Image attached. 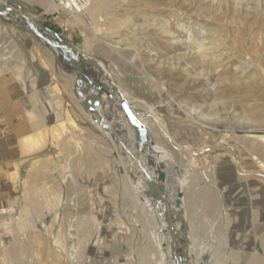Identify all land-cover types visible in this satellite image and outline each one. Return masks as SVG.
Returning <instances> with one entry per match:
<instances>
[{
  "label": "rangeland",
  "instance_id": "374dc122",
  "mask_svg": "<svg viewBox=\"0 0 264 264\" xmlns=\"http://www.w3.org/2000/svg\"><path fill=\"white\" fill-rule=\"evenodd\" d=\"M10 1L96 56L120 90L155 108L153 139L181 174L189 236L202 255L215 264H264V203L253 196L264 188V148L249 140L264 137V0H93L81 15L49 11L48 0ZM4 21L0 76L23 85L27 129L15 137L18 160L0 152V187L7 184L12 198L0 205V264H162L172 255L162 248L169 235L163 227L160 238L156 205L142 200L153 193L132 156L146 152L138 127L95 70L111 92L101 99L102 129L79 105L74 73L34 34ZM5 135L0 130V144Z\"/></svg>",
  "mask_w": 264,
  "mask_h": 264
},
{
  "label": "water",
  "instance_id": "95a60500",
  "mask_svg": "<svg viewBox=\"0 0 264 264\" xmlns=\"http://www.w3.org/2000/svg\"><path fill=\"white\" fill-rule=\"evenodd\" d=\"M11 2V4H7ZM5 3L0 1V16L6 18L4 23H10L22 30L31 32L40 40L56 58L58 65L66 72H72L75 75L73 87L76 95L80 98L79 105L88 114H90L92 120L100 125L104 130H108V124L104 117L98 111V106L101 104L103 93L108 94V87L103 82H100L97 77L92 76V71H100L101 74L112 84V91L117 90V86L112 82L110 77L101 68L98 58L92 54L84 52L68 38L61 36L57 31L51 29L47 25L38 22L32 15L22 12L16 3L8 0ZM120 94V93H119ZM120 96H122L120 94ZM121 109L125 112L126 116L138 127L139 134L142 139L145 138V132L143 125L138 121V118L130 109V106L125 101L121 100ZM114 138V134L111 133ZM142 148H137L134 158L137 161L138 166L142 170V173L147 177L146 183L152 186L153 201L156 208H159L165 202V193L159 183L152 180L147 176L145 169L139 159V152ZM166 178V174L163 170H157V181L163 182ZM178 197L181 193L178 192ZM177 197V198H178ZM176 198V203L178 200ZM173 214V210L169 211ZM158 215L162 216L168 226L170 233L169 246L172 253V258L176 260L177 264H187V238L186 228L183 224V218L177 214L174 217L168 214V211L163 208L158 211ZM179 219L182 222L181 230L178 231L174 226V220Z\"/></svg>",
  "mask_w": 264,
  "mask_h": 264
},
{
  "label": "bare ground",
  "instance_id": "6f19581e",
  "mask_svg": "<svg viewBox=\"0 0 264 264\" xmlns=\"http://www.w3.org/2000/svg\"><path fill=\"white\" fill-rule=\"evenodd\" d=\"M56 6L50 1L48 0L47 1V10L49 11H52L53 9H55ZM101 68H103V70L106 72V74L110 77V79L112 80V82L117 86V84L114 82V79L112 78V76L110 75L109 73V70L107 69V67L105 66V64L101 61V60H98ZM99 72V78H103L104 81L110 86V88L112 89V84L111 82H109L102 74L100 71ZM104 83V84H106ZM106 84V85H107ZM107 85V87H108ZM116 96L118 97L119 101L121 102V100L125 99V101L128 103V105L133 107V108H138L139 111L138 112V115H139V118H138V121L143 125V130L145 132V140H146V146L144 148V150L146 152H144V156L142 158H140V153H139V159L142 163V166L143 168L145 169L146 173H147V176H149L150 179H152L150 177V173L149 171L151 170L153 173H155V175L157 176V169L158 170H161V168H163L164 172L165 170L169 172L170 171H173V175L170 176V173H165L166 174V178L163 182H158L157 181V178L154 177L152 180H155L156 182L159 183V186L162 187V189L164 190V193H165V202L163 203V205H161L159 208H156L153 207L152 209V216L158 220L159 222V229H157L158 231L159 230H163L162 228L164 227L165 228V231L168 233V237H169V240H164L162 242V248L163 250L166 252V248L167 246L169 247V244H167V242L169 243L170 241V233H169V230H168V226L166 224V222L164 221L163 217L162 216H159L158 215V211L159 210H162L163 208H165L167 211H168V214L169 215H172L174 217V214L177 215H181L182 218H183V224L185 225V228H186V233H187V236L188 237V245H187V252H188V257H187V264H215V258L212 259V256L211 255H206L204 256V254L202 255V252L204 251V249H200V247L196 244V241L193 239H191V237L189 236V223L187 221V216H186V212H185V208L183 207V202L181 201V197L177 198L178 200V203H176V201H174L173 199L170 198V195L172 193H178L176 191H171L169 193V189L171 188H175L177 189V191L181 190L183 187L182 185L180 184V179H181V174L178 172V170L176 171V168L174 166V161L172 159V153L162 144V143H156L153 139V135H152V132H151V125H152V122L155 121L156 117L157 116V111L155 110L154 107H151L150 105H148L145 101H140V100H137L131 96L128 95V93H126L125 91L123 90H120L117 86V90L116 91H113ZM111 93L110 91H108V94ZM122 96H120V94ZM106 94V95H108ZM111 95V94H110ZM103 97V95H102ZM107 97H110V96H105V98L107 99ZM132 108V109H133ZM122 110V109H121ZM196 109H191L189 108L187 110V113L190 114L192 111H194ZM98 111L100 112V105L98 106ZM135 111V110H134ZM195 112V111H194ZM197 113V112H196ZM119 114H122L123 116V111H116V115H119ZM145 116H148L150 117L149 120H144L143 118ZM104 117V116H103ZM213 117V116H212ZM202 119H204V121H211V117L209 115H205L202 117ZM215 119V118H214ZM213 119V120H214ZM131 121V120H130ZM216 121V119H215ZM108 123V122H107ZM120 126L121 123H119ZM129 125V124H127ZM126 125V126H127ZM150 127V128H149ZM112 130H114V125L111 126ZM254 138V139H252ZM251 139H249L250 141H255V140H258L259 142H263L264 143V137L262 136H259V135H253ZM249 142V141H248ZM263 143L261 144L260 146V149H261V152L262 153V150L264 148V145ZM221 144V143H220ZM153 145V151L151 150V147ZM128 152H130L129 148H127ZM143 151V150H142ZM131 154V152H130ZM133 157L135 156L136 154V150L134 149V152L132 153ZM256 154V152L254 153ZM257 155V154H256ZM156 157V159L154 160V167L155 168H152L150 166V168H148L147 164H148V160L151 161V158H154ZM223 160V158H222ZM135 162L136 159H135ZM150 163V162H149ZM222 165V164H221ZM136 166V165H135ZM142 171V170H141ZM176 176H175V175ZM144 178L146 179L147 177L143 174ZM152 185H149V189L152 191ZM141 188H143L141 186ZM145 188V187H144ZM145 190V189H144ZM180 192V191H179ZM151 192H149L148 190L146 191L145 195L142 197V200L145 202L146 205H151L152 204H155L154 201H153V198H152V195L150 194ZM175 198V197H174ZM170 210H173V214H171L169 211ZM183 213V214H181ZM180 223H177L176 225H174L176 227V229H178V231L181 230V226L183 225L181 221H179ZM157 225V224H156ZM160 233V238L164 237V233L159 231ZM164 254V253H163ZM170 256L171 255H163V260H162V264H167V262H171L172 260L170 259ZM202 259H205L202 261ZM171 260V261H170ZM174 264H177L176 263V260L173 259L172 261ZM171 264V263H170Z\"/></svg>",
  "mask_w": 264,
  "mask_h": 264
},
{
  "label": "crops",
  "instance_id": "0c3cea01",
  "mask_svg": "<svg viewBox=\"0 0 264 264\" xmlns=\"http://www.w3.org/2000/svg\"><path fill=\"white\" fill-rule=\"evenodd\" d=\"M8 1V0H6ZM7 3V2H6ZM10 4V3H8ZM6 20L5 17L0 16V23L2 20ZM0 29H2L0 27ZM2 34V30H0V35ZM0 40H2L0 38ZM4 41H0V44H3ZM10 41L8 40V43ZM11 44V43H10ZM4 46V45H3ZM28 50V49H27ZM11 76L1 74L0 76V130L6 132V138L3 140V143L0 144V152H2L5 156H17V160L20 154H22L23 148L22 143H18V139L16 134L19 132H23L26 130V126L20 115L23 114L24 106H23V98H25L26 94H24L22 87L23 85L16 84L15 80L10 78ZM31 97V96H30ZM8 116L9 122H2L3 116ZM4 124V125H2ZM30 124V123H29ZM32 124V123H31ZM15 134V135H14ZM19 144V145H18ZM148 168L150 166L147 164ZM11 188L5 184L3 188L0 187V205H8L11 202ZM244 192H246L244 190ZM253 196L255 203L260 205L264 203V188H253ZM0 210H3L0 207ZM261 217L259 212L254 214L255 222L260 221ZM259 223V222H258ZM257 223L255 233L259 232V224ZM262 246L264 247V236L262 237Z\"/></svg>",
  "mask_w": 264,
  "mask_h": 264
},
{
  "label": "built area",
  "instance_id": "2783aa9c",
  "mask_svg": "<svg viewBox=\"0 0 264 264\" xmlns=\"http://www.w3.org/2000/svg\"><path fill=\"white\" fill-rule=\"evenodd\" d=\"M57 8L72 15H81L91 6L93 0H50Z\"/></svg>",
  "mask_w": 264,
  "mask_h": 264
}]
</instances>
